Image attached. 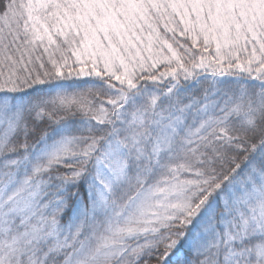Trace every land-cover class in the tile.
Segmentation results:
<instances>
[{"label":"snow or ice","instance_id":"1","mask_svg":"<svg viewBox=\"0 0 264 264\" xmlns=\"http://www.w3.org/2000/svg\"><path fill=\"white\" fill-rule=\"evenodd\" d=\"M0 264H264V0H0Z\"/></svg>","mask_w":264,"mask_h":264}]
</instances>
